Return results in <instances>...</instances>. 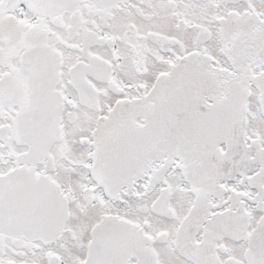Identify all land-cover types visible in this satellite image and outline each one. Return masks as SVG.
Wrapping results in <instances>:
<instances>
[{
  "label": "snow or ice",
  "instance_id": "snow-or-ice-1",
  "mask_svg": "<svg viewBox=\"0 0 264 264\" xmlns=\"http://www.w3.org/2000/svg\"><path fill=\"white\" fill-rule=\"evenodd\" d=\"M0 264H264V0H0Z\"/></svg>",
  "mask_w": 264,
  "mask_h": 264
}]
</instances>
